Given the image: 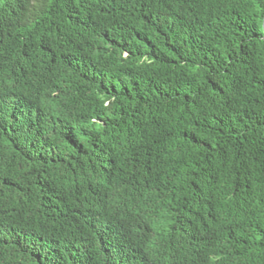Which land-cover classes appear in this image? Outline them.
I'll return each mask as SVG.
<instances>
[{
  "label": "trees",
  "instance_id": "1",
  "mask_svg": "<svg viewBox=\"0 0 264 264\" xmlns=\"http://www.w3.org/2000/svg\"><path fill=\"white\" fill-rule=\"evenodd\" d=\"M0 264H264V0H0Z\"/></svg>",
  "mask_w": 264,
  "mask_h": 264
}]
</instances>
